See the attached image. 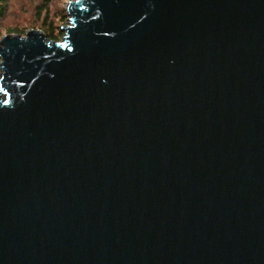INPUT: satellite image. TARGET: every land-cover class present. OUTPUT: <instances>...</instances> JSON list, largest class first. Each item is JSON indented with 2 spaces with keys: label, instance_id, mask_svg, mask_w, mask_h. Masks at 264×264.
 <instances>
[{
  "label": "water",
  "instance_id": "95a60500",
  "mask_svg": "<svg viewBox=\"0 0 264 264\" xmlns=\"http://www.w3.org/2000/svg\"><path fill=\"white\" fill-rule=\"evenodd\" d=\"M0 38V264H264V0H75Z\"/></svg>",
  "mask_w": 264,
  "mask_h": 264
},
{
  "label": "rangeland",
  "instance_id": "374dc122",
  "mask_svg": "<svg viewBox=\"0 0 264 264\" xmlns=\"http://www.w3.org/2000/svg\"><path fill=\"white\" fill-rule=\"evenodd\" d=\"M67 1L75 0H9L6 15L0 19V38L4 35L25 36V32L33 29L43 33L48 39L60 42L64 34L61 27L68 25L65 14ZM18 31L19 34L13 33Z\"/></svg>",
  "mask_w": 264,
  "mask_h": 264
},
{
  "label": "trees",
  "instance_id": "16d2710c",
  "mask_svg": "<svg viewBox=\"0 0 264 264\" xmlns=\"http://www.w3.org/2000/svg\"><path fill=\"white\" fill-rule=\"evenodd\" d=\"M8 2L9 0H0V19H2L7 12V7H8ZM13 33L19 34L18 31H13ZM48 37L53 40L54 36L49 34Z\"/></svg>",
  "mask_w": 264,
  "mask_h": 264
}]
</instances>
